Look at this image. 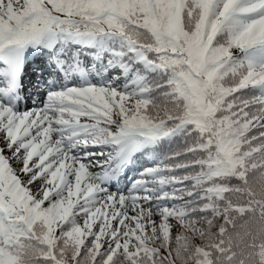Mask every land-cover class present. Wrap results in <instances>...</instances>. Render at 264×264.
<instances>
[{
  "label": "snow or ice",
  "instance_id": "1",
  "mask_svg": "<svg viewBox=\"0 0 264 264\" xmlns=\"http://www.w3.org/2000/svg\"><path fill=\"white\" fill-rule=\"evenodd\" d=\"M0 264H264V0H0Z\"/></svg>",
  "mask_w": 264,
  "mask_h": 264
}]
</instances>
